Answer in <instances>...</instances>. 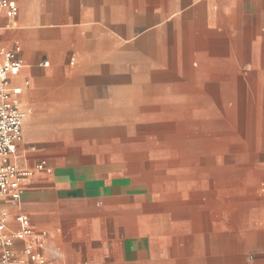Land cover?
I'll use <instances>...</instances> for the list:
<instances>
[{
  "label": "crops",
  "instance_id": "1",
  "mask_svg": "<svg viewBox=\"0 0 264 264\" xmlns=\"http://www.w3.org/2000/svg\"><path fill=\"white\" fill-rule=\"evenodd\" d=\"M15 1L19 7L16 17L0 6V46L22 62L19 74L10 76L9 86L23 88L20 107L27 117L23 122L26 135L9 159L33 174L26 179L19 201L10 197L1 201L6 231L26 225L38 235L47 231L40 247L47 264H264V221L254 218L247 223L241 213L232 224L225 217L216 221L207 203L199 211L198 205L188 206L181 196L173 198L174 193L156 180L164 194L159 196L119 163L110 126L100 128L109 135L106 148L101 153H95L97 147L89 148L86 142L95 139L94 132L76 118L81 98L77 82L85 67H72L73 55L65 64L66 72L59 68L60 59H68L63 57L65 51L86 48L84 39L100 46L102 33L122 32L124 24L126 32L135 33V19H143L147 25L151 19H159L158 24L173 27L180 43L178 66L186 77L185 84L177 82L181 93L174 96L189 92L186 97L190 99L173 103L170 98L158 113H151L156 121L147 128L154 140H160L153 145L152 154L174 155L186 172L192 165L199 174L202 170L216 173L207 184L213 192L209 200L215 202V193L241 191L226 178L225 165L210 161V154H221V145L210 139L194 142L175 136L192 124L221 131L226 126L227 144L242 150L239 158L258 165V150H264V0ZM114 17L125 19L124 24L113 28L105 21L103 25V18ZM31 81L34 85L29 87ZM140 86L134 84L123 97L129 101L148 98L150 93H142ZM216 90L220 110L208 106L201 111L188 109L195 104L202 108L205 104L198 97L211 96ZM35 104V109L30 107ZM42 115H52L48 117L61 124L66 146L63 157L50 151L44 154L31 145L42 137ZM49 141L53 145L56 139ZM42 162L43 168H38ZM194 173L181 177V189L185 195L192 193L195 204L203 193L189 189ZM251 178L261 182L264 173L255 171ZM195 181L199 184L197 177ZM18 214H22L21 220L16 218ZM26 243L22 239L14 242L20 255Z\"/></svg>",
  "mask_w": 264,
  "mask_h": 264
},
{
  "label": "rangeland",
  "instance_id": "2",
  "mask_svg": "<svg viewBox=\"0 0 264 264\" xmlns=\"http://www.w3.org/2000/svg\"><path fill=\"white\" fill-rule=\"evenodd\" d=\"M135 20L138 21L135 23V33L130 34L126 32V26L123 23L125 19L103 18V25L105 21H109L113 28L124 24L120 25L122 32L111 35L102 33L101 45L96 47L90 44L88 39H84L86 48L72 47L68 53L64 52L66 54L63 57L68 59H60L61 66L59 65V68L63 72L68 69L65 64L73 55L76 56V61L72 67L75 69L79 65L85 67L84 71L79 73L82 75L80 82H77L78 94L81 95V98H79V114H76V118H79L84 128L94 132L95 139L86 142L89 143V148L97 147L98 151L95 153H101L106 148L104 143L109 141L110 135L111 139H115L119 163L135 178L145 181L144 183L151 189L154 188L159 196L164 194L161 193V188L157 186L156 180L158 183L161 181V187H165L166 191L174 193L173 198L181 196L183 201L189 202L188 206L192 204L194 208L198 205L196 209L199 211V208L204 207L207 203L209 214L216 221L225 217L230 219L232 224L233 219L235 217L237 219L240 213L242 220L244 219L247 223L253 221L254 218L264 221V179L261 182H256V179L251 178L255 171H259V174L264 173V150H258L256 162L258 165L239 158L241 157L239 154L243 153L242 150L227 144L228 127L225 126L222 132L212 128L199 129L192 124L177 132L175 136L184 141L192 140L194 142L199 138L210 139L211 142L221 145V154L219 156L210 154L212 156L210 161L215 166L223 167L225 165L223 173H226V178L229 176L231 184L240 186L241 191L237 194L230 191L215 193V202L209 200L213 196L208 197V195L213 192L208 191L207 184H209L210 178L217 176L216 173L212 175L211 172L202 170V174L201 172L199 174L197 168L194 169L192 165L189 166L191 169L186 172L174 160V155L152 154L154 153L153 145L160 140L157 138L154 140L155 136L147 128L156 121L151 118V113H158L161 105L170 98V102L173 103L188 102L190 98L186 97L189 92L179 97L174 96L177 92L181 93L176 87L178 86L177 82L185 84L186 77L178 66L176 55L180 43L178 35L173 32V27L165 26L164 23L158 24L159 19H151V26L144 24L143 19ZM158 29L161 30L158 31ZM46 56V54L43 55V59ZM193 66L196 68V60L193 61ZM134 84H140L142 86L140 87L144 89L141 90L142 93H150L149 97L133 101L124 98L123 96L128 94L130 87ZM31 85H34L32 81L29 87ZM196 93L195 90L194 94ZM204 94V98L198 97V100L201 99L205 104L202 108L195 104L193 107L189 106L188 109L201 111L208 106V109L220 110L221 100L217 97L218 90L214 91L211 96ZM26 102H28L27 98ZM30 107L35 109L36 104ZM42 116V126L39 129L42 137L31 145L36 146L35 149L44 154L50 151L57 158L63 157V150L66 146L62 141L64 131L60 129L61 124L50 118L52 115ZM112 116L117 117L113 118ZM85 121L87 124L83 123ZM106 126L111 128L108 131L111 132V134L108 133L109 135L100 131V128ZM25 135L24 129V137ZM50 138L56 139L53 145H50ZM82 148L88 147L82 146ZM229 165H233V168L229 169ZM217 171L219 172V170ZM192 172H195L194 175L199 180V184L194 183L196 182L195 177L191 181L192 183L188 184L189 189L191 191L198 189L201 194L203 193V199L195 204L191 202L192 193L185 195L181 189L184 183L181 177ZM238 203H241V209H238ZM227 207L230 209H225Z\"/></svg>",
  "mask_w": 264,
  "mask_h": 264
},
{
  "label": "built area",
  "instance_id": "3",
  "mask_svg": "<svg viewBox=\"0 0 264 264\" xmlns=\"http://www.w3.org/2000/svg\"><path fill=\"white\" fill-rule=\"evenodd\" d=\"M0 6L6 9L10 17H16L19 7L15 0H0ZM48 64V61L44 62ZM22 62L15 58L13 52L0 46V264H47V259L40 251L48 232L39 235L30 225L22 229L6 231V212L1 206L4 197L13 201L20 200L23 186L33 170L20 168L9 157L17 151L23 140V122L26 112L20 107L21 86L11 88L10 76L19 74ZM29 84V82H27ZM44 162L37 165L43 168ZM18 220L22 214L16 216ZM18 239L27 240L20 255L14 247Z\"/></svg>",
  "mask_w": 264,
  "mask_h": 264
},
{
  "label": "bare ground",
  "instance_id": "4",
  "mask_svg": "<svg viewBox=\"0 0 264 264\" xmlns=\"http://www.w3.org/2000/svg\"><path fill=\"white\" fill-rule=\"evenodd\" d=\"M27 117V113L25 114V118ZM25 118H24V120H25Z\"/></svg>",
  "mask_w": 264,
  "mask_h": 264
}]
</instances>
